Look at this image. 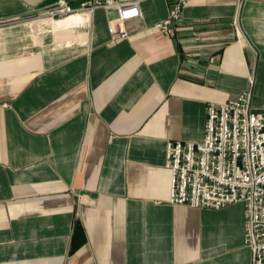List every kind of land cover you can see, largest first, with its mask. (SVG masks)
<instances>
[{
  "label": "crops",
  "instance_id": "1",
  "mask_svg": "<svg viewBox=\"0 0 264 264\" xmlns=\"http://www.w3.org/2000/svg\"><path fill=\"white\" fill-rule=\"evenodd\" d=\"M44 1L0 0V264H251L244 203H170L165 161L208 102L264 115V0H190L174 35L144 0L115 44L116 9Z\"/></svg>",
  "mask_w": 264,
  "mask_h": 264
},
{
  "label": "built area",
  "instance_id": "2",
  "mask_svg": "<svg viewBox=\"0 0 264 264\" xmlns=\"http://www.w3.org/2000/svg\"><path fill=\"white\" fill-rule=\"evenodd\" d=\"M141 1L88 0L74 8L68 0H55L37 12L60 19L96 7L114 8L117 16L108 20L107 31L109 44H115L129 37L126 22L141 17ZM165 1L166 17L155 26L174 35L190 0ZM251 100L252 88L222 103L208 102L203 140L168 142L165 162L171 176L170 203L208 209L244 203V243L251 250V264H264V115Z\"/></svg>",
  "mask_w": 264,
  "mask_h": 264
},
{
  "label": "water",
  "instance_id": "3",
  "mask_svg": "<svg viewBox=\"0 0 264 264\" xmlns=\"http://www.w3.org/2000/svg\"><path fill=\"white\" fill-rule=\"evenodd\" d=\"M54 2H55V0H45V1L39 6V8H43V7L48 6V5H50V4L54 3Z\"/></svg>",
  "mask_w": 264,
  "mask_h": 264
},
{
  "label": "rangeland",
  "instance_id": "4",
  "mask_svg": "<svg viewBox=\"0 0 264 264\" xmlns=\"http://www.w3.org/2000/svg\"><path fill=\"white\" fill-rule=\"evenodd\" d=\"M36 16H39V15H38V12H37V15H36Z\"/></svg>",
  "mask_w": 264,
  "mask_h": 264
}]
</instances>
